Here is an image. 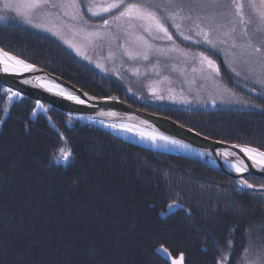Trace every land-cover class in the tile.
I'll return each mask as SVG.
<instances>
[{"label": "trees", "instance_id": "16d2710c", "mask_svg": "<svg viewBox=\"0 0 264 264\" xmlns=\"http://www.w3.org/2000/svg\"><path fill=\"white\" fill-rule=\"evenodd\" d=\"M0 48L94 96L264 151V93L248 97L253 108L145 105L50 38L0 25ZM6 89L0 85V264H171L179 252L184 264H216L222 255L242 264L246 251L264 247V192L244 190L199 161L124 142L52 106L38 108L29 97L9 101ZM65 141L73 158L56 165ZM246 179L264 184L261 176ZM172 202L179 207L169 213ZM161 245L167 258L156 251Z\"/></svg>", "mask_w": 264, "mask_h": 264}, {"label": "rangeland", "instance_id": "374dc122", "mask_svg": "<svg viewBox=\"0 0 264 264\" xmlns=\"http://www.w3.org/2000/svg\"><path fill=\"white\" fill-rule=\"evenodd\" d=\"M79 2L87 24L71 19L76 9L69 3L61 6L57 0H51L49 5L31 9L28 7L31 0H0V25L52 39L102 75L113 78L130 98L145 105L253 108L254 101L242 92L264 93V20L260 18L264 5L260 0H240V14L232 0H219L203 7L190 0H173L172 3L153 0L160 5L157 15L163 19L172 40L147 20L112 21L119 10L96 17L87 12L86 5L100 12L114 0ZM141 2L145 0H126V3ZM26 18L31 23H27ZM103 19L110 20L106 28L98 27ZM36 24L43 27H34ZM48 28L52 31L45 30ZM53 31L59 35H53ZM97 31L100 35L85 37L86 32ZM77 50L81 55H77ZM146 51L148 58L144 59ZM204 57L212 60L216 67H210ZM222 72L232 86L225 83ZM233 88L242 89L234 91ZM159 96L163 99H158ZM242 264H264V247L246 251Z\"/></svg>", "mask_w": 264, "mask_h": 264}, {"label": "water", "instance_id": "95a60500", "mask_svg": "<svg viewBox=\"0 0 264 264\" xmlns=\"http://www.w3.org/2000/svg\"><path fill=\"white\" fill-rule=\"evenodd\" d=\"M25 80L29 81V83H25ZM0 84L18 91L23 96L29 97L39 103H45L55 107L72 120L99 127L117 138L122 139L124 142L154 152L176 155L199 161L215 171L229 175L235 180L238 186V180L240 178L249 176L264 177V171L257 168L253 164V161L241 151V147L247 145L228 143L209 138L193 129L179 124L171 118L144 111L117 98L94 96L37 65H34L32 71L15 74L0 71ZM48 87H51L52 90L49 91ZM60 89H63L65 93L70 92L75 96H79L85 103L78 104L75 100L67 99L66 95H57ZM102 112L115 113L116 115L101 116L100 113ZM101 121H103V123H101ZM113 123L117 125L127 124L133 127V131L128 132L120 128L113 129L107 126ZM137 128L145 133L158 132L166 136L174 137L189 147L185 149L170 144L166 145L163 141H159L158 143L160 144H153L149 140H142L135 134V129ZM225 151L232 152L234 155L228 157L217 155V153H223ZM201 153H204V155H201ZM241 161L244 165L248 166V171L237 173L232 165L239 164ZM243 189L264 192L260 187L255 186L253 189Z\"/></svg>", "mask_w": 264, "mask_h": 264}, {"label": "snow or ice", "instance_id": "6c2138e0", "mask_svg": "<svg viewBox=\"0 0 264 264\" xmlns=\"http://www.w3.org/2000/svg\"><path fill=\"white\" fill-rule=\"evenodd\" d=\"M59 5H63L65 3H69L76 11L71 14V19L72 20H77V21H83L84 24L88 23V20L85 19L84 13L80 11L81 4L79 0H57ZM169 3H172L173 0H168ZM190 2L196 6H207L208 4H216L219 2V0H190ZM51 3V0H31V3L28 5L29 8L31 9H37L41 5H49ZM232 4L235 5L237 13L240 14L242 5L240 3V0H232ZM260 4L264 5V0H260ZM10 6V5H6ZM56 6V5H53ZM87 12L91 14L92 17L96 16H101L102 13H111L112 10H119L118 14L112 16V21H120L125 18L129 22L132 20H147L150 25L154 26L159 32H162L164 36L168 40H172L173 37L169 33L168 28L165 26V23L163 22V19L157 15L156 9L160 8V5L154 4L153 0H145V2L141 3H126V0H114V2L110 3L107 7H104L101 9L100 12L93 11L91 6H87ZM17 11L19 12V9L17 8ZM23 15V13H20ZM66 15L68 13H65ZM174 19V17H171ZM260 18L261 20H264V11L260 12ZM27 23H31V20L26 18ZM110 25V20L109 19H103V24L98 26V27H108ZM34 27L40 28L43 27L42 25L36 24ZM178 28L179 25H176ZM47 31H52V29L48 28L45 29ZM83 32L84 29H81ZM53 35H59L58 32L53 31ZM100 33L97 32H86L85 37H91V36H98ZM183 35V33H181ZM184 39H190L188 36H184ZM205 39L207 43L211 44L210 40H207V36H205ZM67 43V41H66ZM145 43H147L145 41ZM199 43V42H197ZM70 47H74V45L69 44ZM149 47H151L149 45ZM257 52L260 51L259 48L256 49ZM77 55H81L80 51L77 50ZM130 58H134L132 53H128ZM144 59L148 58V53L147 51L143 53ZM205 60H207L208 64L210 67L215 68L216 66L214 65L212 60H209L207 57H204ZM99 67V65H97ZM34 69V65L25 62L23 59H19L18 57L11 55L9 52L5 51L4 49H0V71L4 73H19V72H27V71H32ZM216 71L218 72L219 69L216 68ZM25 83H29V81L25 80ZM44 86V85H41ZM48 90L51 91L52 88L48 87ZM7 93V98L9 101H11L14 97L15 98H20L21 93L18 91H13L11 88L6 89ZM57 95H66V98L69 100H75L76 103L78 104H84L85 101L80 99L79 96H75L72 93H65L63 89H60ZM86 95V94H85ZM158 99H163V96L157 97ZM36 107L42 108L43 105L39 104L37 102ZM5 112L8 111V108L3 109ZM33 114H35V109H33ZM101 116L104 115H109V116H114L116 115L115 113H100ZM0 123H3V121H0ZM103 123V121H101ZM110 128L117 129L120 128L124 131L132 132L133 127L129 126L127 124L123 125H117V124H108L107 125ZM27 127V125H26ZM135 134L138 135L142 140H149L153 144H156L158 141H163L166 145L170 144L173 146H177L180 148H188L189 146L184 144L182 141L175 139L174 137L166 136L163 133H158V132H153V133H145L141 131L140 129H135ZM61 139H63V135L61 134ZM66 141H65V146L61 147L57 150L58 155H55L53 158V163L56 165H64L67 166L68 164L71 163V160L73 158V154L70 148H66ZM241 151L244 152L250 160L253 161V164L259 168L261 171H264V151H261L257 148L254 147H249V146H242ZM201 155H204V153H201ZM217 155H223L225 157L234 155V153L225 151L223 153H217ZM232 167L235 169L237 173H244L248 171V166L244 165L243 162L241 161L239 164H233ZM238 184L240 188H247V189H253L254 185L249 183L248 179L246 178H240L238 180ZM260 189L264 190V184L259 186ZM179 205L176 202H172L168 205V210L169 213L175 208H178ZM229 247H231V241H229ZM158 253H163L164 257L167 258L169 253L168 249L161 245L160 248L156 249ZM185 262V254L183 252L178 253V258L172 259L171 264H184ZM216 264H227V256H221L217 261Z\"/></svg>", "mask_w": 264, "mask_h": 264}, {"label": "bare ground", "instance_id": "6f19581e", "mask_svg": "<svg viewBox=\"0 0 264 264\" xmlns=\"http://www.w3.org/2000/svg\"><path fill=\"white\" fill-rule=\"evenodd\" d=\"M12 55V54H11ZM17 57V56H16ZM19 58V57H18ZM48 71V70H47ZM50 72V71H49ZM62 78V77H61ZM64 79V78H63ZM5 88H8V87H5ZM13 91H15V90H13ZM243 94H245L247 97H250L251 96V94H249V93H244V92H242ZM22 95V94H21ZM37 102V101H36ZM39 104H45V103H39ZM47 105V104H46ZM136 107V106H135ZM143 110V109H142ZM144 111H146V110H144ZM160 115V114H159ZM82 123V122H81ZM120 139V138H119ZM122 140V139H121ZM146 141H148V140H146ZM159 142V141H158ZM157 142V143H158ZM130 144V143H129ZM158 144H160V143H158ZM133 145V144H132ZM134 146H136V145H134ZM139 147V146H138Z\"/></svg>", "mask_w": 264, "mask_h": 264}]
</instances>
